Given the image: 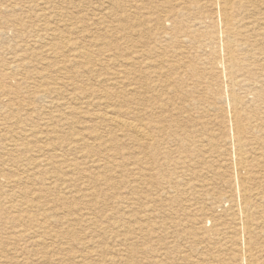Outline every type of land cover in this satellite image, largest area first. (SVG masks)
<instances>
[{"label":"rangeland","instance_id":"obj_1","mask_svg":"<svg viewBox=\"0 0 264 264\" xmlns=\"http://www.w3.org/2000/svg\"><path fill=\"white\" fill-rule=\"evenodd\" d=\"M206 2L167 0L163 4L162 0H0V83L3 86L0 96L2 92L6 93L0 98L1 101L5 100L0 102V264H245L241 252L246 248L247 234H242L237 227L236 208L231 202L236 199L234 196L237 185L232 178L236 171L235 163L230 161L233 160L234 147L228 142L232 132L229 130L227 133L226 129L229 127L226 115L231 111V107L227 106L228 96L224 93L220 97L215 87L197 83L196 71L192 77H184V84L178 86L173 81L175 75L172 73L170 82L167 83L169 86L161 83L162 86L158 89L161 92L157 93L161 96L166 94L162 100L166 105V128L156 137L155 140L159 141H155L148 151L138 138L136 141L132 133L122 134L103 117L105 113L126 118L127 109L131 107L142 112L146 95L136 93L135 102H130L132 93L126 74L130 40L139 41L141 34L145 41L149 39L152 43L145 51L154 46L153 41L157 38L156 41H159L153 48L156 49L154 52L158 50L157 55L161 52L158 56H165L167 61H174L178 55L179 58H176L184 57L191 68L199 66L205 70L202 64L213 59L211 51L222 48V43L201 46L194 39L190 41L191 38H184L178 25H181L183 30L201 11L202 14L210 15V5H206ZM142 4H145L148 11L136 12L132 15L133 20L128 19L129 6L133 5L135 8V5ZM202 5L199 12L195 10ZM181 7L189 11H184L180 16L178 25H175L177 28L174 26V29L169 22H163L168 34L149 30L155 24L156 28L162 27L155 17H151L156 16L150 13L152 10L166 12ZM262 10L264 9L260 8L256 15L264 17ZM150 19L152 20L149 22ZM54 29L68 42V49L56 50L57 44L54 43L53 36H50ZM218 31L217 22H213L211 26L198 27L194 34L208 32L213 36L218 35ZM49 53H52L51 56ZM189 56H192L191 59ZM131 69L136 72L137 79L144 76L137 72L135 67ZM254 71L256 68L252 74L256 75L258 71L259 76L258 68ZM207 72L210 74L209 70ZM250 73L249 76H252ZM206 74L201 76L206 82L209 77L208 82L213 83V73ZM241 75L243 78L247 77L244 72ZM154 79L157 80V77L153 75L151 81ZM222 79L220 83L224 86L225 80ZM55 82L61 84L55 86ZM258 84V90L264 91V79L260 78ZM247 89L248 87L242 89L241 93H247ZM153 94L149 93L148 96ZM251 98H247L249 110L250 107L252 110H259L262 107L259 106L260 102L254 104ZM205 101L211 104V110ZM193 106L200 111L194 110ZM262 112L260 115L264 116V110ZM11 113H15V116H10ZM182 118L186 120L183 122ZM261 134L264 135V132ZM246 138L250 139L251 136L246 135ZM113 139L116 143L110 141ZM46 140L47 142H44ZM195 142L196 144H193ZM198 143L200 144L197 145ZM249 147L247 152L250 159L252 158L255 164L259 163L257 161L263 158V151L256 145ZM262 166L264 165L258 168V172H262ZM149 167L152 168L148 169ZM169 181L171 183H168ZM199 183L207 185L201 187ZM196 185L201 188L195 187ZM256 185L262 200H256L260 202L255 201L254 204L256 211L252 223V247L255 256H258L256 264H264V178H259ZM196 209L200 212L196 213ZM32 228H36V232ZM16 232H20L19 235Z\"/></svg>","mask_w":264,"mask_h":264},{"label":"bare ground","instance_id":"obj_2","mask_svg":"<svg viewBox=\"0 0 264 264\" xmlns=\"http://www.w3.org/2000/svg\"><path fill=\"white\" fill-rule=\"evenodd\" d=\"M163 4L166 3V1ZM206 5L209 4L210 5V15H205L202 14L201 12H199L201 10V8L203 7V5L201 7H196L195 10L198 11L199 13H197L195 20L192 21L191 23H189L188 25L184 26L183 30L181 27V25H178V19L180 18V16L184 13V11L188 12L189 9L185 8V10L182 8L179 9H174L172 11H160V10H152L150 13L156 16H151V17H155V19L157 21H159L160 25L162 26L161 28H156V24L152 25L153 28H149L150 31H155V32H165V35L168 34L165 31V27L163 26V22H169L173 25V28L175 29V25H178V28L180 31H182L183 37L184 38H188L192 41V39H194L196 42L198 41V44L201 46H212L215 45L218 42L222 43V48H220L219 50H212V56L213 59L211 60H207L206 62H204L202 65L205 68V70L201 69L199 66L196 68H191L192 66L188 65L187 61H185L184 57L181 59H177L179 57H175L174 61H167L166 57H160L158 56L161 52L158 53V55L156 54V52H158V50L156 52H154L156 49H154L153 47L155 46V44L159 41L155 42L153 41V45L152 47H150L149 49H147V51H145V48L149 45L152 44L150 43V40L147 39L148 41L144 40L143 35L141 34L140 40L139 41H133L132 39L130 40V50H129V56L127 61H128V68H127V80L129 81V90L132 93V97L130 98V102L134 103V95L136 93H144L146 95V97L144 98V106H142V112L139 111L136 108H129L127 109L126 112V118L124 117H119L113 114L109 115V114H103V117L105 119V121H107V123H110L113 127H115L116 130L121 131L122 134L123 133H127L129 132L130 134L132 133L133 136L135 137L136 141H141L142 145L144 146V149L146 148V150H149V147H153L154 143H156L155 141H159V140H155L156 137L159 136V134L161 132H163L165 130V103L162 102L163 100V96L166 95H162L161 94H157L159 91V87H161V83L167 84L170 82V76L173 73L175 75V79L173 81H175V85H183L184 84V77H188L189 75H191V77L195 74L194 72L196 71V73H198V78H196L197 83H203L205 85L206 83V87H215V91L218 92V95L221 97V95H223L224 93L228 96V101L229 105L231 107V111L228 112V114L226 115V119L227 122L229 123V127L226 128L227 129V133L232 132V136L230 138H228V142H230V144L232 145V147H234V152L232 151V154H234L232 156L233 160L231 159L230 161L233 163H235V173L234 176H232L233 181H235L237 187L235 188V196L236 199L231 200V202L234 204L235 208H236V224L237 227L241 230L242 234H247V242H246V248L244 250H242V258H243V262H245V264H256L257 262V257L254 254V248L253 246V241H254V237H253V233H252V223H253V216L255 215V201L261 199L260 198V194L257 190V185L256 183L258 182L259 178H264L262 175H264V169L262 170V172H258V168L261 167V165H264V135L261 134V132H264V116H261L260 114H262L263 110H264V91H259L257 88V85H259V79L262 78L264 79V17H259L258 15H256V12L261 9H264V0H206ZM130 2V1H128ZM197 2V1H196ZM200 2V1H199ZM125 3H127V1H125ZM141 3V2H138ZM134 4V3H133ZM205 4V3H204ZM127 5V4H126ZM205 5V7H206ZM50 6V5H49ZM57 6V5H56ZM164 6V5H163ZM162 6V8H163ZM120 7V6H118ZM130 7V11H128V13L130 12V15L128 16V19L133 20L132 15L135 14L136 12H143L148 11V8L145 6V4L142 5H135L134 6H129ZM204 7V8H205ZM169 8V7H168ZM193 8V7H192ZM125 9V8H124ZM128 10V9H126ZM48 11V10H46ZM264 11V10H262ZM44 12V11H43ZM205 12V11H204ZM37 13V12H36ZM39 13V11H38ZM126 13V12H125ZM145 13V12H144ZM146 14V13H145ZM244 15V16H243ZM126 16V15H125ZM263 16V13H262ZM57 17V16H55ZM60 17V16H59ZM148 17V18H151ZM185 17V16H184ZM42 18V17H41ZM135 19V18H134ZM193 19V18H192ZM42 20V19H41ZM39 20V21H41ZM46 20V18H45ZM143 20V19H142ZM152 19L148 20L149 22ZM217 20V21H216ZM44 21V20H43ZM139 22V21H138ZM143 22H145L143 20ZM154 22V21H152ZM178 22V23H177ZM185 22V21H184ZM213 22H217L218 27H219V31H218V35L214 34L213 36H211L208 32H203L200 34H194L195 30H197L198 27H203V26H211ZM246 22V23H244ZM44 23V22H43ZM142 23V21H141ZM158 24V22H157ZM69 26V25H68ZM175 26V27H174ZM67 27V26H66ZM172 28V27H170ZM177 28V27H176ZM210 28V27H209ZM208 28V29H209ZM52 30V29H51ZM61 30V29H58ZM171 30V29H169ZM201 29H199L200 31ZM203 30V29H202ZM217 30V29H216ZM50 31V30H49ZM53 34L50 36H53V41L54 43H56L57 45H55L56 50H60L63 48H67L68 49V42L63 40L62 38V34L60 32H56L55 29L53 30ZM48 32V31H47ZM176 34V33H175ZM181 34V33H180ZM171 35V34H170ZM68 36V35H67ZM159 36V35H158ZM169 36V35H167ZM181 36V35H180ZM51 38V37H50ZM65 38V37H64ZM42 39V38H41ZM71 39V38H70ZM69 39V40H70ZM128 39V38H127ZM163 39V38H162ZM161 39V40H162ZM49 40V39H48ZM172 40V39H171ZM193 40V41H194ZM180 41V40H179ZM45 42V40H44ZM171 42V41H170ZM41 43V42H40ZM129 43V42H127ZM166 43V42H164ZM193 44V43H192ZM259 44V46H257ZM260 44H263L262 46H260ZM54 46V45H53ZM139 48H142V50H138ZM160 48V47H159ZM23 49V48H22ZM176 49V47H175ZM75 50V48H74ZM187 50V49H186ZM47 51V50H46ZM50 51V50H49ZM69 51V50H68ZM70 51L72 52V49H70ZM189 52V51H188ZM14 53V52H13ZM156 55H153V54ZM194 53V52H193ZM23 54V53H22ZM45 54V52H44ZM50 56L52 53H49ZM28 55V54H27ZM81 55V54H80ZM180 55V54H179ZM153 56V57H152ZM155 56H157L155 58ZM184 56V55H183ZM194 56V55H193ZM172 57V56H171ZM192 57V56H191ZM191 57L189 56V58L191 59ZM21 58V57H20ZM37 58V57H36ZM42 58V57H41ZM79 58V56H78ZM77 58V59H78ZM188 58V59H189ZM24 59V58H23ZM169 59V58H168ZM173 59V57H172ZM22 61V60H21ZM17 62V61H15ZM201 63V62H199ZM44 65V64H43ZM13 66V65H12ZM57 66V65H55ZM62 66V65H61ZM8 67V66H7ZM15 67V66H14ZM47 67V66H46ZM135 67L136 71L143 74L144 76H142L140 79H137L136 76V72L131 69ZM202 67V66H201ZM254 68H257L260 71V74L258 76V71L256 73V75L252 74V71L254 70ZM7 69V68H6ZM90 69V68H88ZM48 70V69H47ZM46 70V71H47ZM57 70V69H55ZM63 70V69H62ZM66 70V69H65ZM92 70V69H91ZM207 70L210 71V74L213 73V77L214 79H212L213 83L208 82L209 81V77L207 79V82L204 80L205 78H203L204 74L207 73ZM254 71V72H256ZM190 72H192V74H189ZM215 72V75H214ZM242 72L247 74V77H244L241 75ZM251 72V73H250ZM40 73V72H37ZM194 73V74H193ZM201 73V74H200ZM250 75L252 76H249ZM26 74V73H25ZM41 74V73H40ZM52 74V73H51ZM125 74V73H124ZM125 74V75H126ZM206 74V75H207ZM208 74V75H210ZM58 75V74H57ZM118 76V74H116ZM153 75L157 77V80H153L151 81V79H153ZM203 77H202V76ZM24 76V74H23ZM29 76V75H28ZM147 78H146V77ZM196 76V75H195ZM212 76V75H211ZM210 76V77H211ZM116 77V76H115ZM119 77V76H118ZM174 77V76H173ZM241 77V79H239ZM33 78V77H31ZM45 78V77H44ZM56 78V77H55ZM172 78V77H171ZM223 78L225 80L224 86L220 83V79ZM40 79V78H39ZM38 79V80H39ZM62 79V78H61ZM222 79V80H223ZM34 80V79H33ZM48 80V79H47ZM52 80V79H51ZM60 80V79H59ZM66 80V79H65ZM211 80V79H210ZM68 81V80H67ZM172 81V82H173ZM189 81V80H188ZM20 82V81H18ZM51 82V81H50ZM47 82V83H50ZM33 83V82H32ZM30 83V84H32ZM117 83V82H116ZM223 83V82H222ZM2 83H0V89H2ZM38 84V82H37ZM45 84V83H43ZM58 84L61 83H54L55 86H58ZM36 84H34L35 86ZM42 85V84H41ZM51 85V84H49ZM117 85V84H116ZM120 85V84H118ZM123 85V84H121ZM169 86V84H167ZM165 85V86H167ZM171 85V84H170ZM30 86V85H29ZM34 86H32L34 88ZM68 86V85H66ZM187 86V85H186ZM185 86V87H186ZM43 87V86H42ZM183 87V86H182ZM192 87V86H191ZM198 87V86H196ZM200 87V86H199ZM248 87L247 89V93L242 94L241 91L242 89ZM27 89V88H26ZM51 89V88H50ZM30 90V89H29ZM39 90V89H38ZM63 90V89H62ZM169 90V89H168ZM182 90V89H181ZM192 90V88H191ZM146 91V93H145ZM156 91V92H154ZM173 91V89L171 90ZM176 91H180V90H176ZM206 91V90H204ZM11 92V90H10ZM25 92V91H24ZM164 92V91H163ZM183 92V91H182ZM210 92V91H209ZM20 93V92H19ZM23 93V92H21ZM57 93V92H56ZM149 93H154L152 96H148ZM165 93V92H164ZM167 93V92H166ZM178 93V92H177ZM181 93V92H180ZM179 93V94H180ZM30 94V93H29ZM37 94V93H36ZM40 94V93H39ZM48 94V93H47ZM46 94V95H47ZM50 94V93H49ZM205 94V93H204ZM4 95H6L5 92L1 93V96L4 97ZM23 95V94H22ZM71 95V94H70ZM79 95V94H78ZM138 95V94H137ZM215 94H213L214 96ZM217 95V96H218ZM0 96V98H1ZM29 96V95H28ZM73 96V95H72ZM140 96V95H139ZM142 96V95H141ZM193 97V95H191ZM197 96V95H196ZM212 98H215L213 97ZM248 96L252 97L251 99L253 100L254 104L255 103H259L260 107L259 110H252L250 107L247 105V98ZM43 97V96H42ZM77 97V96H76ZM79 97V96H78ZM138 97V96H137ZM166 97V96H165ZM186 97V96H185ZM188 97V96H187ZM210 97V95H209ZM41 98V97H40ZM44 98V97H43ZM53 98V97H52ZM142 98V97H141ZM167 98V97H166ZM174 98V97H173ZM194 98V97H193ZM196 98V97H195ZM194 98V99H195ZM206 100H208V96L206 95ZM24 99V98H23ZM42 99V98H41ZM49 99V98H48ZM56 99V98H55ZM73 99V97H72ZM139 99V98H137ZM177 99V98H176ZM187 99V98H186ZM211 99V98H210ZM217 99V98H216ZM219 99V98H218ZM22 100V99H20ZM28 100V99H27ZM38 100V99H37ZM75 100V99H74ZM178 100H180L178 98ZM220 101H222L221 99H219ZM5 101V100H2ZM0 100V102H2ZM9 101V100H8ZM15 101V100H12ZM47 101V100H46ZM137 101V100H136ZM183 101V100H182ZM201 101V100H199ZM216 101V100H215ZM219 101V102H220ZM26 102V101H25ZM53 102V101H50ZM169 102V101H168ZM206 102V101H205ZM225 102V101H223ZM3 103V102H2ZM19 104V102H17ZM24 103V102H23ZM55 103V102H54ZM58 103V102H57ZM56 103V104H57ZM109 103V102H108ZM107 103V104H108ZM141 103V102H140ZM167 103V102H166ZM207 104L209 102H206ZM22 104V103H20ZM29 104V103H28ZM48 104V103H46ZM138 104V103H136ZM143 104V102H142ZM141 104V105H142ZM191 105V103H189ZM198 104V103H197ZM202 104V103H200ZM216 104V103H215ZM218 104V103H217ZM223 104V103H222ZM31 105V104H30ZM53 105V104H50ZM139 105V104H138ZM168 105V104H167ZM170 105V104H169ZM168 105V106H169ZM199 105V104H198ZM209 105V104H208ZM211 105V104H210ZM209 105L211 110V106ZM213 105V103H212ZM218 105H221V103H219ZM224 105V104H223ZM2 106V105H1ZM9 106V105H8ZM7 106V108H8ZM18 106V105H17ZM22 106V105H21ZM26 106V105H25ZM27 105V109H28ZM55 106V104H54ZM61 106V105H60ZM65 106V105H64ZM180 106V105H179ZM204 106V104H203ZM257 106V105H256ZM32 107V106H31ZM30 107V108H31ZM63 107V105L61 106ZM60 107V108H61ZM110 107V106H109ZM192 107V106H191ZM194 110H198L200 111V109H195V106H193ZM197 108L199 106H196ZM19 108V107H18ZM54 108V107H53ZM57 108V107H56ZM64 108V107H63ZM111 108V107H110ZM168 108V107H167ZM187 108V106H186ZM189 108V107H188ZM200 108V107H199ZM221 108V107H220ZM218 108V109H220ZM3 108H1L2 110ZM14 109V108H13ZM16 109V106H15ZM25 109V108H24ZM48 109V108H47ZM108 109V108H107ZM177 109V108H176ZM206 109V108H205ZM215 109V108H214ZM229 109V108H227ZM23 110V107H22ZM213 110V109H212ZM15 111V110H14ZM20 111V109H19ZM25 111V110H24ZM174 111V109H173ZM190 111V109H189ZM229 111V110H228ZM258 111H261V113H259ZM10 112V111H9ZM16 112V111H15ZM64 112V111H63ZM74 112V111H73ZM175 112V111H174ZM196 112V111H195ZM194 112V113H195ZM206 112V110H205ZM220 112V111H219ZM225 111H223L224 113ZM70 113V112H69ZM75 113V112H74ZM197 113V112H196ZM212 113V112H211ZM215 113V112H214ZM221 113V112H220ZM222 113V114H223ZM19 114V113H18ZM21 114H23V112H21ZM101 114V113H100ZM168 114V113H167ZM199 114V113H198ZM203 114V113H202ZM13 115V117L15 116V113H11L10 116ZM176 115V114H174ZM205 114H203L204 116ZM215 115V114H214ZM17 116V115H16ZM20 116V115H19ZM60 116V115H58ZM100 116V115H99ZM178 116V115H177ZM208 116V115H207ZM206 116V117H207ZM32 117V115H31ZM57 117V116H56ZM54 117V118H56ZM169 117V116H168ZM167 117V118H168ZM185 117V116H184ZM189 117V116H188ZM201 117V115H200ZM218 117V116H217ZM59 118V117H58ZM190 118V117H189ZM209 118V116H208ZM219 118V117H218ZM222 118V117H220ZM4 119V118H3ZM27 119V118H26ZM24 119V121L26 120ZM57 119V118H56ZM64 119V118H62ZM99 119V118H98ZM183 119V118H182ZM191 119V118H190ZM189 119V120H190ZM199 119V118H198ZM225 118H223L224 120ZM5 120V119H4ZM10 120V119H9ZM20 120V119H19ZM28 120V119H27ZM26 120V121H27ZM39 120V119H38ZM186 120L185 118L183 119ZM195 120V119H194ZM197 120V119H196ZM25 121V122H26ZM33 121H35L33 119ZM43 121V120H41ZM62 121V120H61ZM101 121V120H100ZM216 121V120H214ZM20 122V121H19ZM103 122V121H102ZM188 122V121H187ZM192 122V121H191ZM190 122V123H191ZM206 122V121H205ZM218 123L220 121H217ZM226 121L224 120V123ZM104 123V122H103ZM199 123V122H198ZM12 125L13 123H9V125ZM33 124V123H32ZM106 124V122H105ZM104 124V125H105ZM179 126H180V121L178 122ZM202 124V123H201ZM206 124V123H205ZM4 125V124H3ZM18 125V124H17ZM48 125V123H47ZM51 125V124H50ZM184 125V123H183ZM189 125V124H188ZM204 125V124H203ZM28 126V125H27ZM32 126V125H31ZM109 126V125H108ZM168 126V125H167ZM170 126V125H169ZM190 126V125H189ZM227 126V125H226ZM11 127V126H9ZM8 127V128H9ZM47 127V126H46ZM222 127V126H221ZM225 127V126H224ZM6 128V127H5ZM12 129L14 127H11ZM10 128V129H11ZM186 128V127H185ZM188 128V126H187ZM197 128V127H196ZM2 129V128H1ZM22 129V128H21ZM29 129V128H28ZM114 129V130H115ZM190 129V128H189ZM223 129V128H222ZM109 130V129H108ZM115 130V131H116ZM183 130V129H182ZM205 130V129H204ZM207 130V129H206ZM225 130V128H224ZM8 131V130H7ZM5 131V132H7ZM24 131V130H23ZM28 131V130H27ZM111 131V130H110ZM46 132V131H45ZM120 132V133H121ZM176 132V131H175ZM178 132V130H177ZM37 133V132H36ZM35 133V134H36ZM110 133V132H109ZM171 133V132H170ZM180 133V131H179ZM197 133V132H196ZM206 133V131H205ZM13 135H15L14 133H11ZM23 134V133H20ZM108 134V133H107ZM106 133L105 135L108 136ZM115 134V133H113ZM162 134V133H161ZM174 134V133H173ZM185 134V133H184ZM195 134V132H194ZM216 133H214L215 135ZM37 135V134H36ZM99 135V134H98ZM229 135V134H228ZM226 134V136H228ZM246 135H250L251 138L248 139L246 138ZM96 136V135H95ZM110 136V135H109ZM114 136V135H113ZM126 136V135H124ZM132 136V135H131ZM190 136V135H189ZM198 136V135H197ZM220 136V135H219ZM10 137V136H9ZM17 137V135H16ZM15 137V138H16ZM33 137V136H32ZM35 137V135H34ZM99 137V136H98ZM187 137V136H186ZM211 137V136H210ZM11 138V137H10ZM9 138V139H10ZM13 138V137H12ZM26 138V137H25ZM44 138V137H43ZM107 138V137H106ZM113 138V137H112ZM138 138V140H137ZM200 138V137H197ZM2 139V138H1ZM95 139V138H94ZM109 139V138H108ZM132 139V137H131ZM204 139V138H203ZM213 139V138H211ZM247 139V140H246ZM7 140V139H6ZM43 139H40V141ZM101 140V136L100 139ZM170 140V139H169ZM185 140V139H184ZM183 140V141H184ZM188 140V139H187ZM190 140V139H189ZM205 140V139H204ZM8 141V140H7ZM11 142V139L9 140ZM104 141V140H103ZM110 141H114L110 140ZM44 142H47L44 141ZM108 142V141H107ZM106 142V143H107ZM115 142V141H114ZM113 142V143H114ZM227 142V143H228ZM2 143V142H1ZM18 143V142H17ZM95 143V141H94ZM116 143V142H115ZM202 143V142H200ZM200 143H198L197 145H199ZM204 143V142H203ZM223 143V141H222ZM3 144V143H2ZM1 144V145H2ZM9 144V143H8ZM43 144V143H42ZM45 144V143H44ZM98 144V141H97ZM174 143L172 142V145ZM192 144V143H191ZM193 144H196L193 143ZM192 144V145H193ZM217 144V143H214ZM10 145V144H9ZM171 145V144H170ZM169 145V146H170ZM171 145V146H172ZM196 145V146H197ZM212 146V144H210ZM221 145V144H220ZM257 146L259 148V150H262V156L263 158L260 159V161H257L259 163L255 164L254 162H252V158L250 159L249 157V151L247 150V148L249 149V146ZM47 146V144H46ZM101 146V145H100ZM132 146V145H131ZM162 146V145H161ZM168 146V145H167ZM202 146V144H201ZM207 146V145H205ZM217 146V145H216ZM219 146V145H218ZM228 146V145H227ZM188 147V145H187ZM225 148V145L223 146ZM11 148V147H10ZM9 148V149H10ZM181 148V147H180ZM197 148V147H196ZM202 148V147H201ZM207 148V147H206ZM210 148V146H209ZM216 148V147H215ZM228 148V147H227ZM256 148V147H253ZM7 149V147H6ZM19 149V148H18ZM45 149V148H44ZM137 149V148H136ZM192 150H194L193 148H191ZM199 149V148H197ZM208 149V148H207ZM212 149V148H211ZM214 149V147H213ZM223 149V148H222ZM2 150V149H1ZM151 150V149H150ZM166 150V149H165ZM184 150V148L182 149ZM196 150V149H195ZM219 150V149H216ZM9 151V150H8ZM19 151V150H18ZM54 151V150H53ZM140 151V150H139ZM137 151V152H139ZM172 151V150H171ZM171 151H170V155H171ZM175 150H173L172 152H174ZM208 151V150H206ZM210 151V150H209ZM215 151V150H214ZM223 151V150H222ZM227 151V150H226ZM223 151V152H226ZM248 151V152H247ZM251 151V150H250ZM253 151V150H252ZM49 152V151H48ZM55 152V151H54ZM178 152V151H177ZM182 152V151H181ZM180 152V153H181ZM213 151H211L212 153ZM219 152V151H218ZM255 152V151H254ZM12 153V152H11ZM81 153V152H80ZM142 153V152H141ZM139 153V154H141ZM169 153V151H168ZM166 152V155L168 154ZM183 153V152H182ZM214 153V152H213ZM216 153V152H215ZM258 153V152H257ZM102 154V153H101ZM135 155V152L133 153ZM157 154V152H156ZM197 154V153H196ZM204 154V153H203ZM222 154V153H221ZM229 154V153H228ZM16 155V154H15ZM43 155V153H42ZM93 155V154H92ZM100 155V154H99ZM132 155V154H131ZM143 155V154H142ZM163 157L164 155L161 154ZM180 155V154H179ZM207 155V154H206ZM226 155V154H225ZM256 155V154H255ZM79 156V155H78ZM82 156V155H80ZM130 156V155H129ZM158 156V155H157ZM169 156V155H168ZM178 156V155H177ZM197 156V155H196ZM195 156V157H196ZM254 156V155H253ZM260 156V155H259ZM3 157V156H2ZM93 157V156H92ZM99 157V156H98ZM107 157V156H105ZM131 157V156H130ZM134 157V156H133ZM170 157V156H169ZM181 157V155H180ZM179 157V158H180ZM194 157V155H193ZM206 157V156H205ZM214 157V156H213ZM212 157V158H213ZM221 157V155H220ZM226 157V156H224ZM95 158V157H93ZM132 158V157H131ZM136 158V157H135ZM146 158V157H145ZM202 158V156H201ZM216 158V157H215ZM214 158V159H215ZM223 158V156L221 157ZM12 159V158H11ZM82 159V158H81ZM106 159V158H105ZM149 159V158H148ZM166 159V158H164ZM184 159V158H182ZM195 159V158H194ZM205 159V158H204ZM207 159V157H206ZM209 159V158H208ZM207 159V160H208ZM217 159V158H216ZM215 159V160H216ZM87 160V159H86ZM196 160V159H195ZM206 160V161H207ZM210 160V159H209ZM221 160V159H220ZM254 160V159H253ZM263 160L262 164H260V162ZM6 161V160H5ZM48 161V160H47ZM159 161V160H158ZM213 161V159H212ZM211 163H214L212 162ZM229 161V159L227 160V162ZM25 162V161H24ZM36 162V161H34ZM54 162V161H53ZM94 162V161H92ZM149 162V161H147ZM188 162V161H187ZM201 162V160H200ZM218 162V161H217ZM102 163V162H101ZM204 163V162H203ZM209 163V161H208ZM210 163V164H211ZM225 163V162H224ZM229 163V162H228ZM227 163V164H228ZM27 164V163H26ZM35 164V163H34ZM49 164V162H48ZM96 164V163H95ZM109 164V163H108ZM149 164V163H148ZM151 164V163H150ZM174 164V163H173ZM184 164V163H183ZM216 164V162L214 163ZM199 165V164H198ZM232 165V164H231ZM68 166V165H67ZM147 166V165H146ZM164 166H167L164 164ZM190 166V165H189ZM188 166V167H189ZM234 166V165H233ZM69 167V166H68ZM105 167V166H104ZM171 167V166H170ZM206 167V166H205ZM216 167V166H215ZM226 167V165H225ZM229 167V165H228ZM264 167V166H262ZM10 168V167H9ZM146 168V167H145ZM152 167H149L148 169H150ZM175 168V166H174ZM180 168V167H179ZM182 168V166H181ZM197 168V167H196ZM201 168V167H200ZM208 168V167H207ZM214 168V167H213ZM212 168V169H213ZM224 168V167H223ZM231 168V166L229 167ZM3 169V168H2ZM36 169V168H35ZM173 169V168H172ZM176 169V168H175ZM184 169V168H183ZM190 169V168H189ZM193 169V168H192ZM206 168H204L205 170ZM46 170V169H45ZM174 170V169H173ZM177 170V169H176ZM207 170V169H206ZM215 170V169H214ZM213 170V171H214ZM230 170V169H229ZM234 170V169H233ZM70 171V170H69ZM68 171V172H69ZM157 171V170H156ZM188 171V170H187ZM222 171V170H221ZM15 172V171H14ZM25 172V171H24ZM22 172V174L24 173ZM75 172V171H74ZM147 172V171H146ZM171 171H169L170 174ZM174 172V171H173ZM186 172V171H185ZM202 172V171H201ZM206 172V171H205ZM212 172V171H211ZM219 172V171H218ZM231 172V171H230ZM145 173V172H144ZM143 173V174H144ZM149 173V172H148ZM157 173V172H155ZM163 173V171H162ZM178 173V172H177ZM177 173L175 174V176L177 175ZM191 173H193L191 171ZM195 173V172H194ZM200 173V172H199ZM221 173V172H220ZM232 173V172H231ZM21 174V173H20ZM21 174V175H22ZM158 174V173H157ZM211 174V173H210ZM229 174V173H228ZM233 174V173H232ZM260 174V175H259ZM13 175V174H12ZM174 175V174H173ZM185 175V174H184ZM196 175V174H195ZM202 175V174H201ZM207 175V174H206ZM209 175V174H208ZM212 175V174H211ZM218 175V173H217ZM221 175V174H220ZM225 175V174H223ZM16 176V175H15ZM53 176V175H52ZM83 176V175H82ZM144 176V175H143ZM192 176V175H191ZM200 176V174L198 175ZM205 176V175H204ZM210 176V175H209ZM230 176V174L228 175ZM260 176V177H259ZM85 177V176H84ZM108 177V176H106ZM162 177V176H161ZM173 177V176H172ZM171 177V178H172ZM178 176H176L177 178ZM224 177V176H223ZM83 178V177H82ZM181 178V177H180ZM201 178V177H200ZM215 179V177H212ZM219 178V177H218ZM225 178V177H224ZM217 179V178H216ZM220 179V178H219ZM222 179V178H221ZM226 179V178H225ZM228 179V178H227ZM82 180V179H81ZM97 180V179H96ZM101 180V179H100ZM144 180V179H143ZM175 180V179H174ZM173 180V181H174ZM181 180V179H180ZM201 180V179H200ZM109 181V180H108ZM185 181V180H184ZM189 181V179H188ZM205 181V180H204ZM218 181V179H217ZM215 181V182H217ZM230 181V180H229ZM16 182V181H15ZM186 182V181H185ZM191 182V181H190ZM203 182V181H202ZM219 182V181H218ZM223 182V181H222ZM168 183H171V181H169ZM176 183V182H175ZM174 183V184H175ZM178 183V182H177ZM181 183V182H180ZM178 183V184H180ZM198 183V182H197ZM204 183V182H203ZM207 183V182H206ZM209 183V182H208ZM226 183V182H225ZM228 183V182H227ZM226 183V184H227ZM2 184V183H1ZM165 184V183H164ZM190 184V183H189ZM196 184V183H195ZM200 186L202 187L203 185H201V183H199ZM213 184V183H211ZM219 184V183H217ZM221 184V183H220ZM231 184V183H230ZM24 185V184H23ZM171 186V184H168ZM188 185V184H187ZM207 184H204V186ZM214 185V184H213ZM262 185V184H261ZM26 186V185H25ZM175 186V185H172ZM183 186V185H182ZM203 186V187H204ZM220 186V185H219ZM186 187V186H185ZM184 187V188H185ZM198 187L199 189L201 187H199V185L195 186ZM212 187V186H210ZM226 189L227 186L225 185ZM229 187V186H228ZM232 187V186H231ZM230 187V188H231ZM24 188V187H23ZM169 188V187H168ZM175 188V187H174ZM179 189V187H177ZM184 188H182L184 190ZM194 188V186L192 187ZM209 188V187H208ZM216 188V187H215ZM214 188V189H215ZM264 188V186H263ZM190 189V188H189ZM197 189V188H196ZM213 189V188H212ZM219 189V188H218ZM225 189V188H224ZM35 190H37L35 188ZM84 191V189H82ZM191 190V189H190ZM13 191V190H12ZM46 191V190H45ZM82 191V192H83ZM88 191V190H87ZM178 191V190H177ZM193 191V189H192ZM221 191V190H220ZM92 192V191H90ZM223 192V191H221ZM227 192V190H226ZM231 192V190H230ZM229 192V193H230ZM160 193V192H159ZM162 193V192H161ZM216 193V192H215ZM224 193V192H223ZM264 193V192H263ZM5 194V193H4ZM93 194V193H92ZM199 194V193H198ZM218 194H220V192H218ZM226 194V193H225ZM262 194V193H261ZM94 195V194H93ZM164 195V194H163ZM172 195V193H171ZM178 195V194H177ZM217 195V193H216ZM2 196V195H1ZM81 196V195H80ZM263 196V195H262ZM101 197V196H100ZM163 197V196H162ZM221 197V196H220ZM224 197V196H223ZM228 197V196H227ZM81 198V197H80ZM226 198V197H225ZM227 200V199H226ZM262 200V199H261ZM194 202V200H193ZM257 202V201H256ZM260 201H258L257 203H259ZM264 202V201H263ZM261 201V203H263ZM220 204V203H219ZM258 205V204H257ZM263 205V204H262ZM261 205V206H262ZM42 206V205H41ZM193 206V205H192ZM256 206V205H255ZM30 207V206H29ZM28 207V208H29ZM35 207V206H34ZM187 207V206H186ZM189 207V206H188ZM195 207V206H194ZM264 207V206H263ZM17 208V207H16ZM32 208V207H31ZM43 208V207H42ZM41 208V209H42ZM233 208V207H232ZM234 208V209H235ZM260 208V207H259ZM258 208V209H259ZM30 209V208H29ZM33 209V208H32ZM39 209V208H38ZM191 209V208H190ZM229 211V208H227ZM9 210V209H8ZM198 209H196V213L200 212L197 211ZM201 210V209H200ZM233 210V209H232ZM17 211V210H15ZM67 211V210H66ZM203 211V210H201ZM227 211V210H226ZM258 211V210H257ZM261 212H263L262 210H260ZM71 212V211H70ZM203 213V212H202ZM260 213V212H259ZM200 214V213H198ZM42 215V214H41ZM218 215V214H217ZM231 215V214H230ZM229 215V216H230ZM258 215V213H257ZM6 216V215H5ZM216 216V215H215ZM228 216V215H227ZM227 216H225L227 218ZM228 216V217H229ZM2 217V216H1ZM263 217V216H262ZM11 218V217H10ZM23 218V217H22ZM11 220V219H10ZM90 220V219H89ZM88 220V221H89ZM215 220V219H214ZM263 220V219H262ZM12 221V220H11ZM84 221V220H83ZM217 221V220H216ZM233 221V220H232ZM231 221V222H232ZM261 223V220H259ZM264 221V220H263ZM86 222V221H85ZM215 222V221H214ZM228 222V221H227ZM230 222V221H229ZM34 223V222H33ZM87 223V222H86ZM203 223V222H202ZM15 224V223H13ZM12 224V225H13ZM224 224V223H223ZM262 224V223H261ZM20 225V224H19ZM215 225V224H214ZM222 225V224H221ZM233 225V224H232ZM15 226V225H14ZM205 225H203L204 227ZM219 226H220V222H219ZM225 226V225H224ZM223 226V227H224ZM234 226V225H233ZM259 226V225H258ZM19 227V226H18ZM41 227V226H40ZM217 227V226H216ZM226 227V226H225ZM236 228V226H235ZM260 228V227H259ZM262 228V226H261ZM264 228V227H263ZM20 229V227H19ZM33 229V228H32ZM36 230V228H34ZM33 229V230H34ZM237 229V230H239ZM34 230V231H35ZM219 229H217L218 232ZM232 230V229H231ZM31 231V230H28ZM27 231V232H28ZM45 231V230H44ZM234 231V230H233ZM258 231V230H257ZM36 232V231H35ZM39 232V231H38ZM221 232V231H220ZM264 232V231H262ZM17 233V232H16ZM20 233V232H18ZM17 233V234H18ZM23 233V232H21ZM25 233V232H24ZM30 233V232H29ZM31 233H34L33 231ZM256 233V232H255ZM258 233V232H257ZM13 234V233H12ZM15 234V233H14ZM221 234V233H220ZM239 234V233H238ZM19 235V234H18ZM24 235V234H23ZM35 235V233H34ZM38 235V234H37ZM47 235V234H44ZM58 235V234H57ZM226 235V234H225ZM228 235V234H227ZM232 235V234H230ZM241 235V234H240ZM264 236V233L262 234ZM16 236V234H15ZM30 236V234H29ZM28 236V237H29ZM33 236V235H32ZM31 236V237H32ZM258 236H260L258 234ZM262 236V237H263ZM18 237V236H17ZM27 237V239H28ZM57 237V236H56ZM225 237V236H224ZM20 238V237H19ZM257 238V235H256ZM260 238V237H259ZM30 239V238H29ZM60 239V238H59ZM230 239V238H229ZM243 239V237L241 238ZM58 240V239H57ZM257 240V239H256ZM28 241V240H26ZM232 241V240H230ZM243 241V240H242ZM258 241V240H257ZM57 242V241H56ZM61 242V241H60ZM220 242V241H218ZM228 243V242H227ZM33 244H35L33 242ZM53 244V243H51ZM58 244V243H57ZM217 244V243H216ZM237 244V243H236ZM255 244V243H254ZM240 245V243H239ZM243 245V242H242ZM218 247V246H217ZM216 247V248H217ZM241 247V246H240ZM243 248V247H242ZM86 249V248H85ZM84 249V250H85ZM218 249V248H217ZM222 249V248H221ZM226 249V248H225ZM236 249V248H235ZM83 250V252H84ZM233 250V249H231ZM228 251V250H227ZM234 251V250H233ZM223 252V251H222ZM240 254V253H239ZM231 255V254H230ZM225 256V255H224ZM229 257V256H228ZM77 258V257H76ZM61 259V258H60ZM222 260V259H221ZM86 261V260H85ZM236 262V261H235ZM234 262V263H235ZM83 263V261H82ZM211 263V262H210ZM215 263V262H214ZM28 264V263H27ZM81 264V263H80ZM244 264V263H243Z\"/></svg>","mask_w":264,"mask_h":264}]
</instances>
